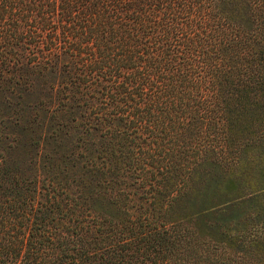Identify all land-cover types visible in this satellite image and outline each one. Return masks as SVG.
Instances as JSON below:
<instances>
[{"label":"trees","instance_id":"trees-1","mask_svg":"<svg viewBox=\"0 0 264 264\" xmlns=\"http://www.w3.org/2000/svg\"><path fill=\"white\" fill-rule=\"evenodd\" d=\"M0 264H264V0H0Z\"/></svg>","mask_w":264,"mask_h":264}]
</instances>
